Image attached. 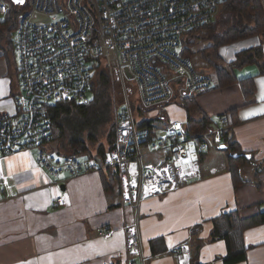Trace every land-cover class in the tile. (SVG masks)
I'll list each match as a JSON object with an SVG mask.
<instances>
[{
    "label": "built area",
    "instance_id": "obj_1",
    "mask_svg": "<svg viewBox=\"0 0 264 264\" xmlns=\"http://www.w3.org/2000/svg\"><path fill=\"white\" fill-rule=\"evenodd\" d=\"M222 1L67 0L64 7L63 0H31L29 5L23 0L27 9L15 30L16 113L0 117V159L32 151L35 165L53 178L116 171L121 205L134 213L133 221L123 226L126 252L140 264L147 262L139 229L141 203L188 184L199 173L201 156L218 148L231 126L220 116L218 125L190 133L184 122L171 121L158 137L159 128L138 129L132 94L140 90V108L151 110L172 97L178 81L188 95L213 88L211 75L195 69L178 49L183 34L218 17ZM10 9L8 0H0V17ZM98 61L112 68L123 98L115 119L116 147L106 151L102 162L57 156L49 149L48 109L65 101L85 103ZM129 80L136 81L134 90ZM3 185L6 181L0 179V193ZM63 201L59 195L53 206ZM113 233L107 227L98 231L106 239ZM176 252L178 264H190L187 245Z\"/></svg>",
    "mask_w": 264,
    "mask_h": 264
},
{
    "label": "crops",
    "instance_id": "obj_2",
    "mask_svg": "<svg viewBox=\"0 0 264 264\" xmlns=\"http://www.w3.org/2000/svg\"><path fill=\"white\" fill-rule=\"evenodd\" d=\"M8 1L11 9L0 23V117L16 113L15 32L11 39L3 28L11 20L16 30L27 9L23 3ZM262 6L264 10V0ZM258 46L262 58L233 67L234 84L198 95L200 111L193 116L199 121L205 115L213 125L225 116L230 138L253 161L239 169L237 180L227 169L225 152L211 153L218 152V147L201 156L199 173L184 187L144 200L139 229L146 264H178L177 249L187 245L191 254L198 240L200 264H224L226 243L209 241L212 220L236 211L251 221L264 212V168L260 170L264 167V35L223 47L219 56L232 63L238 53ZM245 81L252 86L250 96L243 91ZM165 113L169 122L186 124V113L178 102L166 106ZM166 124L162 122L157 132ZM111 173L53 178L35 165L32 151L1 158L0 179L6 185L0 193V264H140L125 247L123 226L133 221L134 213L121 205L119 185ZM59 195L64 201L55 207L53 200ZM105 227L114 231L109 239L98 235ZM195 227L199 230L192 236ZM153 241H158L156 247ZM243 241L246 260L237 264H264V223L246 228Z\"/></svg>",
    "mask_w": 264,
    "mask_h": 264
},
{
    "label": "trees",
    "instance_id": "obj_3",
    "mask_svg": "<svg viewBox=\"0 0 264 264\" xmlns=\"http://www.w3.org/2000/svg\"><path fill=\"white\" fill-rule=\"evenodd\" d=\"M225 12L227 17L223 22L224 31L217 35L215 26L211 23L198 26L181 37V56L189 59L192 62L194 56L199 53L201 41L207 39L210 45L206 49V53H212V57H202L201 61H206L210 64L211 75L214 86L211 90L227 87L236 82L233 76V67H239L247 63H255L263 56L261 46L247 49L236 55L235 61L232 63H223L218 50L223 47L230 46L234 43L246 40L251 37H261L264 35V10L262 0H223L219 15ZM218 15V16H219ZM201 35H204L203 39ZM200 54V53H199ZM201 67H199L200 69ZM264 71V65L261 67ZM206 73L205 69H200ZM180 82V85L177 83ZM175 83L176 96H172L162 106L153 108L150 111L159 110V115L144 120L138 123V129L148 128L151 132L157 129V123H162L165 108L167 105L179 100V104L186 113V126L190 133L202 132L212 126V120L203 115L199 121H196L193 116L199 113L200 109L196 102L198 95H188L180 89L182 81ZM114 82L106 70L104 62L98 61L95 66L93 79L91 82V90L88 99L83 104H78L73 101H65L56 104L48 109V116L51 121L52 142L59 143L62 147H69L71 153H62L60 150H52L51 143L49 149L51 153L57 156L65 157L69 155L79 156L91 162H102L107 150L116 147L115 139V119L117 115L116 104H114L113 96ZM180 89V90H179ZM243 91L247 96L252 92V86L245 81ZM142 109H140L141 111ZM151 112V113H152ZM154 112L153 115H156ZM114 119V124L111 122ZM110 124L109 130L104 132V127ZM105 136V141L96 145L99 136ZM96 146L95 149L89 148L88 144ZM222 151L225 152V163L228 171H231L234 178L237 176L239 169L242 166H248L253 161L250 154L241 152L239 146L230 138V131L223 135ZM220 150V149H219ZM251 158L247 159L245 156ZM264 167L260 168L263 169ZM110 171V170H108ZM112 177L119 185V176L116 171L112 170ZM240 180V179H239ZM120 189V186H119ZM120 193V192H119ZM258 223H264V212L260 213L259 217L247 221L243 220L238 212H230L221 214L219 217L212 220L213 228L210 233L209 241L223 240L227 246V254L222 259L224 264H237L246 260V248L243 241V233L246 228ZM198 228V227H195ZM199 230V228H198ZM198 231L192 229L191 235L195 236ZM158 241H153V247H156ZM193 253H191L190 264H200L197 260L198 251L201 247L200 240L195 242ZM155 250V248H153ZM196 251V254L194 252Z\"/></svg>",
    "mask_w": 264,
    "mask_h": 264
},
{
    "label": "rangeland",
    "instance_id": "obj_4",
    "mask_svg": "<svg viewBox=\"0 0 264 264\" xmlns=\"http://www.w3.org/2000/svg\"><path fill=\"white\" fill-rule=\"evenodd\" d=\"M30 1L31 0H27V5L30 4ZM63 2H64V7H66L67 0H63ZM64 7H62L63 10H64ZM226 17H227V14L225 12H222L215 19V21H214L215 23H213L212 26H215V32H216L217 35H220L224 31L225 28L223 27V22H224ZM4 20H5V17H0V23L1 22H5ZM48 20L49 19H47L46 21H48ZM36 21H39V20H36ZM3 29L7 31L8 36L11 34V39H13L12 37H14L15 30H14L13 22L11 20L6 22V24L4 25ZM201 37L203 39L205 38L204 35H201ZM251 38H254V37H251ZM251 38H248V39H251ZM248 39H246V40H248ZM199 43H200V48H199V51H200L199 53L200 54L197 53L194 56V58L192 59V66L195 69L199 70V71H201L200 69L204 68L207 73L208 72H212V70L210 69V64H208L206 61L205 62L201 61L202 57H203V59L205 57L207 58L208 55L210 56V58L212 57V53H210V52L206 53V49L210 45L211 42H209L207 39H205V40H203V41H201ZM178 52L179 53L181 52V46L179 47ZM218 53H219V50H218ZM13 58L15 59V61L17 60L16 50H15V54H14ZM221 60H222L223 63H226L223 59H221ZM105 67H106L107 72L111 76V79L114 82V86H113V96H114V100H115L114 104H116L115 108H117L118 111L120 112L121 111V106L120 105H121V103L123 101V98L121 96V91H120L119 86H117V84L114 81V77H113V74H112V71H113L112 68H110V67H108L106 65H105ZM199 67H201V68L199 69ZM129 83H130L131 88L134 90L135 86H137L136 81L135 80H129ZM177 84L180 85V82H178ZM180 89H181V87H180ZM176 95H177V92L174 89L172 96H176ZM132 96H133L132 97L133 98L132 107H133V112H134V115H135L137 123L143 122L144 120L148 119L150 116L155 117V116L159 115V110L160 109H156L153 112L151 111L152 113L150 111L148 112L147 110H144V109H142L140 111V109H141L140 108V98H141L140 90H138L135 93H133ZM175 101L179 103V100L176 99V100H174V102ZM174 102H172L171 104H174ZM154 112H157V114L153 115ZM169 120H170L169 115L167 113H164V117L162 118L161 121L164 122V123H167V122H169ZM112 124H114V119L111 122V125ZM156 126H157V129H158L161 126V123H159V124L157 123ZM109 128H110V124L104 127V132H107V130H109ZM161 135H162L161 131L157 132V136L158 137H160ZM105 136L106 135H104V134L102 136H99V138H98L99 140L97 141L96 145H98L100 142H104L105 141ZM88 144H90V143H88ZM50 147H51L52 150H60L62 153L63 152L64 153H71V150H70V148L68 146L67 147L66 146L62 147V146H60L59 143L56 144V143L53 142V143H51ZM89 148L95 149L96 146H93V145L90 144ZM211 150H213V149H211ZM211 150L206 152L205 154L211 152ZM220 152H223V151L222 150H218V152H211V153L215 154V156H220L221 155V154H219ZM213 154H211V155H213Z\"/></svg>",
    "mask_w": 264,
    "mask_h": 264
},
{
    "label": "water",
    "instance_id": "obj_5",
    "mask_svg": "<svg viewBox=\"0 0 264 264\" xmlns=\"http://www.w3.org/2000/svg\"><path fill=\"white\" fill-rule=\"evenodd\" d=\"M15 1L17 2V0H15ZM127 77H128L129 79H131V75H130L128 72H127ZM219 149H220V150H223L224 147L221 146ZM245 157H246L247 159H250V158H251L249 155H246Z\"/></svg>",
    "mask_w": 264,
    "mask_h": 264
},
{
    "label": "snow or ice",
    "instance_id": "obj_6",
    "mask_svg": "<svg viewBox=\"0 0 264 264\" xmlns=\"http://www.w3.org/2000/svg\"><path fill=\"white\" fill-rule=\"evenodd\" d=\"M17 2H19V3H23V0H17Z\"/></svg>",
    "mask_w": 264,
    "mask_h": 264
}]
</instances>
